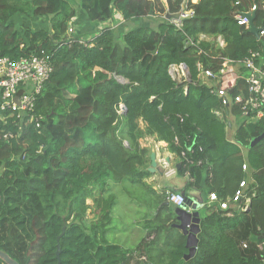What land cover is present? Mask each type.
<instances>
[{"label": "trees", "instance_id": "obj_1", "mask_svg": "<svg viewBox=\"0 0 264 264\" xmlns=\"http://www.w3.org/2000/svg\"><path fill=\"white\" fill-rule=\"evenodd\" d=\"M184 3L194 16L177 26L167 15ZM255 6L261 30L264 0H0V61L44 56L54 67L33 112L0 111V250L19 264H58L66 226L61 264H264V139L252 146L264 135V118L224 105L197 69L218 73L230 60L241 69L229 96L250 98L243 64L253 54L256 65L264 62V38L236 18ZM85 23L99 30L87 36ZM72 26L76 41L69 42ZM180 66L189 71L182 82L171 75ZM148 137L180 161L177 174L191 180L186 191L206 198L189 261L165 191L146 182L151 149L140 141ZM243 181L241 204L209 205L213 193L233 198ZM126 182L129 192L149 195L138 201L149 217L132 249L107 238Z\"/></svg>", "mask_w": 264, "mask_h": 264}, {"label": "built area", "instance_id": "obj_2", "mask_svg": "<svg viewBox=\"0 0 264 264\" xmlns=\"http://www.w3.org/2000/svg\"><path fill=\"white\" fill-rule=\"evenodd\" d=\"M194 2V1H193ZM258 7L252 8L251 14L256 12ZM180 19H176L173 22L180 26L184 19L192 18L194 11L188 10L186 3H184L180 13L178 14ZM238 24L245 27L247 30L249 27V20L245 15H239L237 18ZM77 35L76 29L70 27L68 30V41H76L74 36ZM260 37L264 38V29L260 31ZM82 44H86V41L81 40ZM221 47L225 44L221 39L219 40ZM259 54H253L251 59L244 62V67L249 71V76L246 78V84L248 85L250 98L244 100L242 96L230 97L229 93L234 91L238 86V80L240 78L238 65L230 60H223L221 69L218 73L206 69L203 64H198L197 69L199 77L204 84L211 88L213 94H216L223 100V104L231 106V104L241 105L243 115H253L256 120L264 118V62L256 65L255 58H258ZM179 71V77L182 80L188 79V74L184 66L173 67L171 74L174 76L175 71ZM54 72V67L49 57L44 56H32L27 59L19 61H11L10 59H2L0 61V109L5 112L10 110L17 113L18 118L25 113L30 114L34 111L38 96L42 94L44 85L50 80ZM19 98V104L15 100ZM185 155V154H183ZM165 164V162H162ZM243 170L247 171L248 167L245 164ZM169 175L175 174V170H170ZM247 182L243 181L239 190L235 196L227 201L219 200L217 194L213 193L209 197V205L218 204L220 209L227 210L231 205L238 206L241 204L242 199L246 195ZM167 201L174 208H181L185 205L186 199L181 193L167 192ZM249 200H247L248 202ZM247 209V207L245 208Z\"/></svg>", "mask_w": 264, "mask_h": 264}, {"label": "rangeland", "instance_id": "obj_3", "mask_svg": "<svg viewBox=\"0 0 264 264\" xmlns=\"http://www.w3.org/2000/svg\"><path fill=\"white\" fill-rule=\"evenodd\" d=\"M198 0H194L197 2ZM20 17H27V14L20 15ZM121 18V17H119ZM149 25L148 22L145 23ZM145 24L143 26H145ZM28 25V22H27ZM102 25V24H101ZM35 29V28H34ZM88 36V34H87ZM87 39V37H85ZM89 39V38H88ZM232 121L234 128L230 129L229 133L233 135L236 130V121L234 118H230ZM142 126V125H141ZM163 162L166 163L167 169L174 170L169 167V163L165 159ZM127 186V190L130 189V183H125ZM140 190V191H139ZM135 189L134 193L131 192H123L119 196V200H116V206L113 209V223L109 229V233L107 234V238L110 240V243L120 245L127 249H132L139 244L140 240L145 236V231L143 226L145 225L144 216L148 215V212L144 210V204H142L139 198H141L144 202L149 198L148 191L143 189ZM140 192V193H139ZM206 199V198H205ZM88 204L93 206V201L89 199ZM142 205V206H140ZM94 209H91L88 212L87 221L91 223L94 221ZM206 215L205 213L203 216ZM149 217V215H148Z\"/></svg>", "mask_w": 264, "mask_h": 264}, {"label": "water", "instance_id": "obj_4", "mask_svg": "<svg viewBox=\"0 0 264 264\" xmlns=\"http://www.w3.org/2000/svg\"><path fill=\"white\" fill-rule=\"evenodd\" d=\"M246 17L249 20V27L250 32L253 33L255 36H259L260 30L255 26L254 21L256 17V13L253 12L252 14H246ZM167 18H173V19H180L179 16H170L168 15ZM187 73L189 74L188 68L185 67ZM123 83H127V81L121 80ZM16 103H19V99H16ZM125 112L126 109H124ZM264 139V135H262L260 138L253 141L252 146H255L260 141ZM151 167L149 169V172L152 174H155L158 172V163H157V156L155 152L151 154ZM181 166V165H180ZM180 169V168H179ZM189 191H184L182 194L186 198V205H184L182 208H177L174 210L175 216H176V224L174 225L177 229H179L187 238L186 248L188 249V254L185 257L186 261H189L193 259L198 250V244H199V234L201 232V222H202V216L201 211L204 209V199L202 195L197 193L195 195L196 201L191 200V198L188 195ZM167 206H170L169 204H166ZM250 211V207L248 209ZM67 227L65 226L63 228V232L58 238V245H57V259L58 264H61V246L59 244L61 237L65 234ZM0 260L4 262L5 264H19L15 259H13L9 254L6 252L0 250Z\"/></svg>", "mask_w": 264, "mask_h": 264}, {"label": "crops", "instance_id": "obj_5", "mask_svg": "<svg viewBox=\"0 0 264 264\" xmlns=\"http://www.w3.org/2000/svg\"><path fill=\"white\" fill-rule=\"evenodd\" d=\"M85 24H86V34H88L89 36H91V33L93 31L99 30L96 28V24H89V23H85ZM173 78L178 80L179 82L183 81L179 77L178 70L175 71ZM140 125H142L141 127L144 128V124L142 122L140 123ZM233 135H231L230 133L228 134L230 139L233 137ZM140 142L143 147L151 149V154L155 152L157 156V163L160 161L163 162V159H165L167 163H169L170 168L176 170L180 168V164H181L180 161L177 159L176 156H173L171 153H169L167 149V145L164 144L163 142H158L155 140V138L152 137L144 138ZM164 171L165 169L162 166L160 167L159 165V172L156 173L155 175L152 174V176L146 180L149 186L151 185V187L154 190L159 191L160 193H163L166 189H170L178 193H182L185 190H187L191 182L189 176L181 177L177 174V175H170L165 177ZM197 193H199V191L195 189H190L188 195L191 198V200L196 201L197 197L195 195H197ZM200 194L205 200L204 194L201 192Z\"/></svg>", "mask_w": 264, "mask_h": 264}, {"label": "clouds", "instance_id": "obj_6", "mask_svg": "<svg viewBox=\"0 0 264 264\" xmlns=\"http://www.w3.org/2000/svg\"><path fill=\"white\" fill-rule=\"evenodd\" d=\"M194 1V0H193ZM193 3H197V2H193ZM168 16V15H167ZM176 16H179L178 14L176 15ZM121 19V18H120ZM176 20V19H175ZM249 30H250V28H249ZM261 31V30H260ZM259 37H260V33H259ZM91 42V41H90ZM88 43V42H87ZM185 68V67H184ZM186 70V69H185ZM187 72V71H186ZM188 74V73H187ZM172 75V74H171ZM173 76V75H172ZM188 76H189V74H188ZM17 99H19V98H17ZM15 102H16V100H15ZM37 103H38V101H37ZM19 104V103H18ZM37 105V104H36ZM124 106H121V112H124ZM0 111H1V109H0ZM1 112H3V111H1ZM1 119H2V121H5V116H3V117H0ZM164 144H166V143H164ZM167 145V144H166ZM170 153V152H169ZM173 155V154H172ZM174 156V155H173ZM159 165H160V167L162 166L164 169H165V171H164V175H165V177H167V176H170L169 175V170L167 169V165H165V164H162V162L160 161V162H158V172H159ZM181 165V164H180ZM150 169V168H149ZM175 170V174H171V175H177V172H178V170H176V169H174ZM157 172V173H158ZM156 174V173H155ZM154 174V175H155ZM170 190V189H169ZM167 192H169L167 189L165 190V193H166V197H167ZM175 193H178V192H175ZM182 194V193H181ZM185 197V196H184ZM186 199V198H185ZM204 202H205V200H204ZM167 204H169L168 203V201H167ZM170 205V204H169ZM185 205H186V203H185ZM172 206V205H171ZM205 206H206V204L204 203V208H205ZM174 208V207H173ZM182 208V207H181ZM175 209H177V208H174V210ZM248 209H249V206H247V211H248ZM203 211H204V209H202V211H201V216L203 215ZM203 218V217H202ZM176 224V223H175ZM175 227V226H174Z\"/></svg>", "mask_w": 264, "mask_h": 264}]
</instances>
